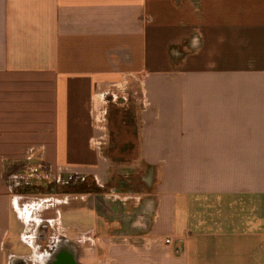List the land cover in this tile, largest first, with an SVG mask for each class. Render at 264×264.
Segmentation results:
<instances>
[{"label":"crops","instance_id":"1","mask_svg":"<svg viewBox=\"0 0 264 264\" xmlns=\"http://www.w3.org/2000/svg\"><path fill=\"white\" fill-rule=\"evenodd\" d=\"M63 251L264 264V0H0V264Z\"/></svg>","mask_w":264,"mask_h":264},{"label":"water","instance_id":"2","mask_svg":"<svg viewBox=\"0 0 264 264\" xmlns=\"http://www.w3.org/2000/svg\"><path fill=\"white\" fill-rule=\"evenodd\" d=\"M48 264H76L74 257L68 252H58L48 261Z\"/></svg>","mask_w":264,"mask_h":264},{"label":"rangeland","instance_id":"3","mask_svg":"<svg viewBox=\"0 0 264 264\" xmlns=\"http://www.w3.org/2000/svg\"><path fill=\"white\" fill-rule=\"evenodd\" d=\"M76 185H80L79 183V181L77 182H75V181H73ZM76 185H72V186H68V185H63V186H55V187H53V185L52 184H47V183H45V186H44V188L43 187H41L40 188V186H39V188H37L36 190H42V188L43 189H46V191H50V190H54V188H56L57 189V191L58 192H69V191H71V190H74V188H77L76 187ZM27 255H28V258L29 259H32L33 258V255L28 251V253H27ZM34 263V262H33ZM32 263V261L30 262V264H33Z\"/></svg>","mask_w":264,"mask_h":264},{"label":"flooded vegetation","instance_id":"4","mask_svg":"<svg viewBox=\"0 0 264 264\" xmlns=\"http://www.w3.org/2000/svg\"><path fill=\"white\" fill-rule=\"evenodd\" d=\"M68 186H70V185L68 184ZM14 264H27V263L24 260H17V261H15Z\"/></svg>","mask_w":264,"mask_h":264},{"label":"built area","instance_id":"5","mask_svg":"<svg viewBox=\"0 0 264 264\" xmlns=\"http://www.w3.org/2000/svg\"><path fill=\"white\" fill-rule=\"evenodd\" d=\"M168 244L170 243V241L167 242Z\"/></svg>","mask_w":264,"mask_h":264},{"label":"trees","instance_id":"6","mask_svg":"<svg viewBox=\"0 0 264 264\" xmlns=\"http://www.w3.org/2000/svg\"><path fill=\"white\" fill-rule=\"evenodd\" d=\"M75 189V188H74ZM72 191H74V190H72Z\"/></svg>","mask_w":264,"mask_h":264}]
</instances>
